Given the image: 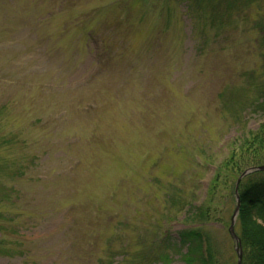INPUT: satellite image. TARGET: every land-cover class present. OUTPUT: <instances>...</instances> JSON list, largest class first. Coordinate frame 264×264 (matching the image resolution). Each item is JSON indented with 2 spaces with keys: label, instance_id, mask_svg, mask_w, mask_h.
Segmentation results:
<instances>
[{
  "label": "rangeland",
  "instance_id": "obj_1",
  "mask_svg": "<svg viewBox=\"0 0 264 264\" xmlns=\"http://www.w3.org/2000/svg\"><path fill=\"white\" fill-rule=\"evenodd\" d=\"M263 122L264 0H0V264H237L189 209Z\"/></svg>",
  "mask_w": 264,
  "mask_h": 264
},
{
  "label": "trees",
  "instance_id": "obj_2",
  "mask_svg": "<svg viewBox=\"0 0 264 264\" xmlns=\"http://www.w3.org/2000/svg\"><path fill=\"white\" fill-rule=\"evenodd\" d=\"M262 164H264V122L257 130H249L244 134L237 148L233 149L217 167L210 181L205 202L197 208L190 206V216L197 217L202 226L212 221L224 223V213L220 203L217 207L214 206L218 199L217 191L231 188L233 196L235 183L240 174L247 168ZM239 194L241 205L236 227L243 248L242 264H264V171H255L245 176L240 183ZM201 228L195 225L179 231V243L187 247L186 253H191L193 247H200V244L206 242L202 254L207 253V255L201 259L200 264H235L231 257L223 258L221 254L217 257L211 236L206 235ZM206 259H209V262H205ZM187 264L195 263L189 261Z\"/></svg>",
  "mask_w": 264,
  "mask_h": 264
},
{
  "label": "water",
  "instance_id": "obj_3",
  "mask_svg": "<svg viewBox=\"0 0 264 264\" xmlns=\"http://www.w3.org/2000/svg\"><path fill=\"white\" fill-rule=\"evenodd\" d=\"M255 171H264V164L263 165H258V166H254V167H250L247 168L245 171H243L241 173V175L238 177L237 181H236V186H235V195H236V207L234 209V212L231 216V223L229 226V233L232 237V239L235 241L236 243V252H237V256H238V262L237 264H242V260H243V248L241 247V240L240 237L237 235L236 233V229H235V225H236V220L239 214V210H240V205H241V201H240V195H239V185L241 180L248 174L255 172Z\"/></svg>",
  "mask_w": 264,
  "mask_h": 264
}]
</instances>
